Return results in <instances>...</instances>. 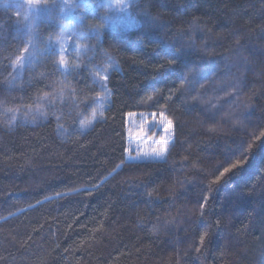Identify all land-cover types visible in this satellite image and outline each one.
<instances>
[{"label": "trees", "instance_id": "obj_1", "mask_svg": "<svg viewBox=\"0 0 264 264\" xmlns=\"http://www.w3.org/2000/svg\"><path fill=\"white\" fill-rule=\"evenodd\" d=\"M29 2L0 0V264H264V0H130V28ZM141 113L171 122L164 160L127 161Z\"/></svg>", "mask_w": 264, "mask_h": 264}, {"label": "rangeland", "instance_id": "obj_2", "mask_svg": "<svg viewBox=\"0 0 264 264\" xmlns=\"http://www.w3.org/2000/svg\"><path fill=\"white\" fill-rule=\"evenodd\" d=\"M33 3H36L37 0H31ZM111 2L116 4L119 0H105V3ZM30 3V2H29ZM106 9V8H105ZM19 12L22 16L30 20L31 12L30 10L21 5L19 7ZM107 14V25L112 28H130L134 25L130 24L129 21L133 20L128 8L126 10H117V11H108ZM60 37L65 39L63 53L59 51L60 45H56V49L62 54L63 57L67 56L71 59L73 58L74 63H77L78 60L82 59L81 56L85 55V52L81 53L76 45L79 44V39L75 37L72 30H65ZM59 37V38H60ZM58 38V39H59ZM83 47H85L83 45ZM35 46L32 44L29 47V50L26 52L24 57H29L23 64L27 61L29 62L35 53ZM32 56V57H31ZM22 64V65H23ZM162 140H167V148L164 153L163 158L161 159H150L148 156L155 151L158 152L161 150L164 145L161 143ZM173 141L172 138V126H169V121L162 115L154 113H141V114H132L128 117V162H138L146 160H155L161 161L164 160L167 151ZM145 154H148L146 156Z\"/></svg>", "mask_w": 264, "mask_h": 264}, {"label": "snow or ice", "instance_id": "obj_3", "mask_svg": "<svg viewBox=\"0 0 264 264\" xmlns=\"http://www.w3.org/2000/svg\"><path fill=\"white\" fill-rule=\"evenodd\" d=\"M129 2H130V0H119V2L116 3V4L108 2V3H106V4L102 5V6H104L108 11H117V10L123 11V10H126L129 7ZM29 7L31 9H33V11L35 13V15L33 16V19H35L40 14L47 15L48 13H51L57 7V5L56 4H52L51 6H49V5H41V4H39L38 0H37L36 3H32L31 0H30ZM59 7H60L61 13H64L65 15H69L71 13V9L72 8H75V7L89 8V7H91V5L88 4V3H82V4L62 3ZM106 15H107V12H106ZM25 18L27 19V16ZM129 23L133 24L134 20H130ZM74 35L78 36V38H80V39L86 38V34L82 33V32L81 33H74ZM64 43H65V39L63 37H60L59 39H57L55 41V43L50 41L49 45H50L51 49L55 52L57 50L56 49V45L59 44L60 45L59 51L61 53H63ZM76 48L81 53L86 52L88 50L86 47H82L79 44L76 45ZM28 59H29V57L20 58V60L18 61V64L14 65V67L21 66ZM57 67L59 69H63V71H67L68 70L66 62L64 61L63 58H61L59 61H57ZM112 67L113 66L109 63L108 65H106V67L104 69L97 68L96 75L98 76L99 81H106L108 79V72L112 69ZM101 72H103L104 74L101 75L100 74ZM100 87L103 88L105 91H107L105 84L101 83ZM170 125H171V122H169V126ZM161 143L164 145V147H162L160 151H158V152L154 151L151 154V156H148V154H145V155L148 156V158H150V159H161V158H163L164 153H165L166 148H167L168 141L167 140H162ZM227 171H229V169H225V172H227ZM221 175H223V173ZM201 239L203 240V236L201 237Z\"/></svg>", "mask_w": 264, "mask_h": 264}]
</instances>
